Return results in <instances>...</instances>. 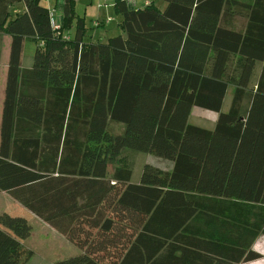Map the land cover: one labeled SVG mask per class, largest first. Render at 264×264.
Instances as JSON below:
<instances>
[{
    "label": "trees",
    "instance_id": "1",
    "mask_svg": "<svg viewBox=\"0 0 264 264\" xmlns=\"http://www.w3.org/2000/svg\"><path fill=\"white\" fill-rule=\"evenodd\" d=\"M55 1L58 34L39 0H0V34L10 39L0 192L80 250L55 264L260 257L264 0H113L121 33L104 42L82 40L80 17L63 37L72 0ZM25 38L35 43L29 67L20 65ZM192 107L216 112L213 126L188 123ZM122 148L171 167L143 164L130 182ZM20 211L0 213V264L31 255L18 240L28 230Z\"/></svg>",
    "mask_w": 264,
    "mask_h": 264
},
{
    "label": "rangeland",
    "instance_id": "2",
    "mask_svg": "<svg viewBox=\"0 0 264 264\" xmlns=\"http://www.w3.org/2000/svg\"><path fill=\"white\" fill-rule=\"evenodd\" d=\"M131 4V0H128ZM136 7H140L144 1L148 0H133ZM42 5L49 4L48 0H39ZM113 0H72V24L71 28L65 30L63 35L70 36L73 30L74 20L76 18H82L84 35L82 37L83 41H98L104 42L107 37L114 36L121 33L118 27V22L120 16L115 13L113 9ZM131 4V5H134ZM161 3L159 0H154V4ZM21 10L22 5H17L12 8V11ZM48 8H53L49 5ZM55 11L56 8H53ZM59 16V12L57 13ZM108 17L111 18L108 20ZM107 21V22H105ZM93 23L95 24L93 26ZM34 41L31 38H25L23 41V50L21 54L20 65L22 67H29L32 62V53L34 50ZM2 54L0 50V60L6 59V45H2ZM5 66V64H4ZM3 62H0V100L2 91V79L4 72ZM225 94L221 109L225 110L229 103V92ZM196 108V107H193ZM197 114L199 117H196ZM212 116V117H211ZM206 118V120L202 119ZM213 114L207 112L195 113L194 116L189 115L187 122L195 124L205 128H211L213 123L209 119H214ZM215 121V119H214ZM109 130L112 132H118L120 126L117 124H109ZM121 163L125 164L126 167L130 169V182H137L139 180V175L143 164H149L154 167H158L163 170H169L171 167V162L154 156L152 154L134 150L131 148H122L120 153ZM123 158V160H122ZM24 213V222L27 224V232L23 239H18L20 243L31 251L30 257L27 259L25 264H55L56 262L75 256L79 254V249L75 247L72 243L67 241L61 234L56 232L53 228L48 226L43 221L39 220L35 216L31 215L24 208L20 207ZM19 206L11 200L5 193L0 192V213L8 211L11 216H16L13 214H21V209ZM20 216V215H19ZM11 234V233H10ZM252 249L259 253L260 257L246 261L240 262L239 264H264V237L258 236L252 244Z\"/></svg>",
    "mask_w": 264,
    "mask_h": 264
},
{
    "label": "crops",
    "instance_id": "3",
    "mask_svg": "<svg viewBox=\"0 0 264 264\" xmlns=\"http://www.w3.org/2000/svg\"><path fill=\"white\" fill-rule=\"evenodd\" d=\"M48 2H49V4H48V6L45 5L46 7H49V5H52L54 2L57 3V1H55V0H48ZM132 3H134V1H132ZM132 6H135V3ZM156 6L158 8H162L164 6V3L163 2H162V4L161 3H158ZM18 8L19 7H17V9H16L17 11L20 10ZM21 9H22V7H21ZM9 41H10V39H9V36L8 35H6V34H0V50H1L2 58H3V54H2V49L1 48H2V45H6V59L5 60L4 59L0 60V62L1 61L3 62V66L5 64V66H4L5 69H4V72H3V79H2V91H1V100H0V114H1V103H2V98H3L4 78H5V70H6V63H7V56H8ZM22 50H23V46H22ZM21 54H22V52H21ZM201 112H207V113L213 114V116H214L213 118L214 119L216 118V112H213V111H210V110L201 109V108H198V107H196V108H193L192 107L191 110H190V114L189 115L194 116L195 113H199L200 114ZM196 117H199V115L197 114ZM201 118L204 119V120H206V118H203V117H201ZM214 119H211V120L209 119V121H211L212 123H214Z\"/></svg>",
    "mask_w": 264,
    "mask_h": 264
},
{
    "label": "built area",
    "instance_id": "4",
    "mask_svg": "<svg viewBox=\"0 0 264 264\" xmlns=\"http://www.w3.org/2000/svg\"><path fill=\"white\" fill-rule=\"evenodd\" d=\"M57 11H55L53 8L49 9V25L51 27L52 30L55 31V33L58 34L59 32V16H57ZM108 20H110V18L108 17ZM107 22V21H105ZM58 30V31H57ZM63 37H66L67 35H62Z\"/></svg>",
    "mask_w": 264,
    "mask_h": 264
}]
</instances>
